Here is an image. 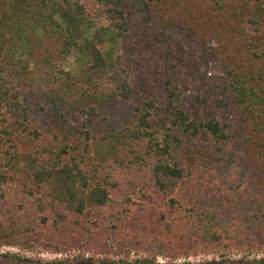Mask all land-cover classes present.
Instances as JSON below:
<instances>
[{"label":"trees","instance_id":"trees-1","mask_svg":"<svg viewBox=\"0 0 264 264\" xmlns=\"http://www.w3.org/2000/svg\"><path fill=\"white\" fill-rule=\"evenodd\" d=\"M161 3L0 0V244L110 264L264 250V0L182 7L186 28ZM196 9L205 12L200 21ZM36 27L57 35L66 54L84 53L66 94L54 76L38 100L36 81L16 63L26 28ZM205 34L234 46L225 55L220 47L219 59L211 51L202 68L182 44ZM102 35L116 48L104 49ZM106 98L134 122L123 130L101 113ZM219 107L237 120L220 119ZM251 123L252 143L239 130ZM119 133L115 158L86 163L91 140ZM17 157L27 170L14 167ZM61 201L73 204L68 212Z\"/></svg>","mask_w":264,"mask_h":264},{"label":"rangeland","instance_id":"rangeland-1","mask_svg":"<svg viewBox=\"0 0 264 264\" xmlns=\"http://www.w3.org/2000/svg\"><path fill=\"white\" fill-rule=\"evenodd\" d=\"M176 1L179 3L176 6H172L173 2ZM165 3L167 5H170V12L166 10L165 16H167L169 13L171 15L178 14L179 19L181 20V24L186 28V23L184 19H186L185 16H182L183 13L181 8H187L189 5L194 7L196 5L200 9L206 7V0H162V3L160 5L161 7H164ZM172 4V5H171ZM180 9V10H179ZM195 9V8H194ZM196 9V17L200 21L201 16L203 15V11H200ZM100 27V26H98ZM25 29V28H24ZM93 28L87 30V35L85 33L81 34L80 37L77 39V43H80L83 41V38L88 36L92 31ZM190 30H198L196 27H191ZM191 32V31H190ZM28 34L29 36L25 39V42H19L17 45V58H15L17 65L21 62L24 63V66L19 67L21 70L24 71L26 75L29 76L30 79H33L34 82H38L36 86L33 87V94L34 97L38 98L41 95V92L39 91L40 88H47V87H55L56 84L53 83L52 77H58L59 79H64L66 82L68 79V74H75L76 73V66L82 62L84 59V53L83 51H77L70 48L69 54L65 53L62 49L64 46L61 42V39H58V36L53 34L51 31L45 29L42 30L39 27L33 28L30 32L28 28H26L24 34ZM170 33V31H169ZM192 34L199 37L196 33ZM179 35V34H178ZM224 34H222L220 37L223 39V43L220 46L219 44V37L205 34L201 37L200 41L192 42L191 45L186 44V42H183V47L187 48L189 47V51H193V54L196 61L198 63H201V67L203 68L205 65L203 57L211 55V51H214L215 57L219 59V56L224 53L226 54V51L228 52L233 46L234 41H228L225 42ZM181 37V36H180ZM173 36L171 37L172 40ZM179 39V38H178ZM102 40L105 41V47L104 49H107L108 47L116 48V45L114 47L112 46V42L106 41L105 37L102 35ZM23 41V40H22ZM169 41V39H168ZM177 40H175L176 42ZM230 42V44H229ZM224 51L223 53L220 52ZM174 48V57L177 56V47L175 44H173ZM229 49V50H228ZM233 49V48H232ZM185 53V52H184ZM185 53V57H186ZM231 56V55H230ZM157 58V56H155ZM235 59L233 61H236V56H234ZM211 58V57H207ZM228 60L229 57H226ZM176 61V59H174ZM216 59H214V62ZM214 62H211L214 63ZM178 64V62H175ZM179 66V64H178ZM206 66V65H205ZM212 66H215L213 64ZM54 67V69H53ZM52 68V69H51ZM214 69L215 67H207ZM217 73V70H213L212 73ZM17 78V76L15 77ZM48 78V79H47ZM63 83V82H61ZM73 83L67 82L66 87L63 88V93H68L72 89ZM75 90H77L78 85L73 86ZM79 95V94H78ZM41 97V96H40ZM85 107V110H87V107ZM98 110L112 118H115L120 122V128L125 129L128 127V123H133L134 119L132 121L131 113L129 110H125L123 106L118 107L114 104L113 99H102L101 102L98 104ZM222 108L219 107L218 109L215 108L214 111H217V113L220 115V119H223V121L227 120H237L236 117L232 116V112L235 113L234 110H221ZM80 115V114H79ZM84 115V114H83ZM83 117V116H82ZM81 117V118H82ZM95 120L98 118L92 117ZM234 120V121H235ZM233 121V122H234ZM75 122V121H74ZM239 130L243 132V135L250 139V143L253 140L251 136L256 135V131L253 130V124H249V126L244 127L239 126ZM124 133V132H120ZM119 133V134H120ZM116 135L110 139H96L91 140L89 144V153L90 158L87 160L86 163H93L100 166H104L107 162H109L112 158H115L117 156L118 147L122 146L123 144V136L122 134ZM240 151V146L237 148V152ZM28 163L24 160L23 157H17L14 161V167L27 170ZM244 194V192H243ZM242 194V195H243ZM247 194V193H246ZM261 199H264V193H259ZM244 196V195H243ZM73 204H70L66 201L57 202L56 206H58L59 210L63 212H68ZM108 234L112 235V232H108ZM231 248V247H230ZM229 252L226 253L223 256H220L217 253H207V252H197L195 255L189 256L186 259V262L188 264H264V250H241L237 249L234 250V248H231V250H228ZM3 253H14L19 257H30L31 259H39V262L34 261H24V260H16L11 258L10 256H2ZM76 253V252H75ZM75 253H70L67 258L63 254L56 255L52 252L43 250L41 248H37V246H30L29 248H21L17 246H7L5 244H0V264H46L45 262L48 261L50 264H110L105 263L100 259L94 258L91 260H85L83 257L75 258L73 255ZM88 253H85L86 255ZM183 261V259L176 260V264H180ZM162 262V261H160ZM114 264V263H112Z\"/></svg>","mask_w":264,"mask_h":264}]
</instances>
